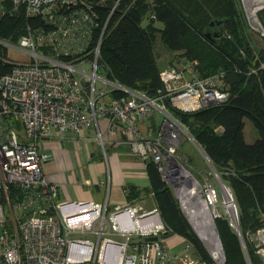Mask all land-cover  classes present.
<instances>
[{
  "label": "built area",
  "instance_id": "1",
  "mask_svg": "<svg viewBox=\"0 0 264 264\" xmlns=\"http://www.w3.org/2000/svg\"><path fill=\"white\" fill-rule=\"evenodd\" d=\"M116 4L101 25L84 0H0V21L20 9L40 22L28 23L16 41L0 37L3 60L10 64L0 75V264H205L184 238L180 252L163 243L167 231L156 207L129 203L110 209L107 193L103 201L61 199L58 183L43 171L51 158L44 146L48 137L66 130L83 137L92 128L102 155L110 137L120 133L175 192L193 188L171 168L186 131L173 109L226 101L223 74L200 76L195 60H179L160 69L152 94L112 79L101 68L99 47ZM155 116L157 124L141 130L139 124ZM195 196L219 213L213 183L205 181Z\"/></svg>",
  "mask_w": 264,
  "mask_h": 264
},
{
  "label": "trees",
  "instance_id": "2",
  "mask_svg": "<svg viewBox=\"0 0 264 264\" xmlns=\"http://www.w3.org/2000/svg\"><path fill=\"white\" fill-rule=\"evenodd\" d=\"M83 1V0H82ZM106 21L99 47L103 71L119 83L153 93L159 86L156 52L161 45L170 54V65L195 60L200 76L222 72L228 98L194 111L173 109L203 148L214 170L229 186L237 206L239 234L225 215L213 218L223 252V264H264L251 234L264 228V36L255 48L237 0H84ZM264 28V8L257 12ZM22 10L0 21V37L16 41L28 23ZM30 23V24H31ZM99 27V26H98ZM95 27L94 32L98 31ZM97 28V29H96ZM211 36H207V34ZM217 33V35H215ZM0 46V75L10 64ZM160 58V57H159ZM114 92V96L123 92ZM245 118L258 130L253 141L244 135ZM19 126V124L17 123ZM156 208L167 233L186 239L190 253L205 264H217L183 214L172 186L158 172L153 161L146 162ZM145 190V189H144ZM140 189L129 186L128 200ZM11 189L10 199H14Z\"/></svg>",
  "mask_w": 264,
  "mask_h": 264
},
{
  "label": "crops",
  "instance_id": "3",
  "mask_svg": "<svg viewBox=\"0 0 264 264\" xmlns=\"http://www.w3.org/2000/svg\"><path fill=\"white\" fill-rule=\"evenodd\" d=\"M158 120L159 117L155 116L150 122L155 126ZM147 122L139 124L141 130L150 126ZM101 123L103 125L104 120ZM249 133L246 137L245 121V139L251 142L258 136V132L251 131V128ZM122 137L120 133L110 137L113 141L106 146V156L101 154L92 128L86 130L83 137L72 130L48 137L44 146L51 158L43 165V171L50 180L58 183L60 198L103 201L107 193L110 209L123 204H138L135 199L128 200L126 192L129 186H134L140 189L137 198L144 196V189L149 187L146 164L131 152ZM88 178L102 183L88 186L84 182ZM181 238L184 237L178 234L164 239L162 236L163 243L173 251L181 248Z\"/></svg>",
  "mask_w": 264,
  "mask_h": 264
},
{
  "label": "rangeland",
  "instance_id": "4",
  "mask_svg": "<svg viewBox=\"0 0 264 264\" xmlns=\"http://www.w3.org/2000/svg\"><path fill=\"white\" fill-rule=\"evenodd\" d=\"M237 4L244 15V21L247 24V31L249 32L250 38H251L250 43L257 49L261 48L263 46L264 28L259 21L257 12L260 9L264 8V5L258 7L255 11L254 16H251L246 7L245 0H237ZM155 52H156L157 64L159 67H161L162 65L164 67V66L171 64L169 60L171 59L170 57L173 56V54H170L166 49H164V47H162L161 45H158L157 49H155ZM9 53H10V56L13 58H17V59L23 58L21 56L22 53L20 51L9 50ZM175 60L176 58L174 57L171 59V61H175ZM245 121H246V137H249V134H250L249 128H251V131L253 132H258V130L256 129V127L253 125V123L251 122L249 118H245ZM148 122L151 123L150 120H148ZM185 130L187 132L186 131L183 132L184 136L181 137L180 145L177 150V155L173 157L174 160L171 162V168L174 169L173 174L174 175L179 174V176H182L179 180L182 179L183 181L184 180L186 181L187 179H190L189 181L191 185L189 186L193 187L192 189L190 188V190L193 191V194L195 193L196 188H199V186L203 185L205 181H209L213 183V185L216 187L218 191V196H219L218 201L216 203L217 204L216 207L219 211V214L225 215L229 219V217L225 213L224 204H223V194H222V190L219 184V180L217 176L215 175L216 171L214 170L213 165L211 164L209 158L205 154L202 146L197 141H195V139L190 134L186 126H185ZM99 150L101 152L100 147H99ZM180 167L183 170H185L186 173H188L187 176H183V174H181ZM223 182L227 184L225 181ZM186 191L177 193L173 189V193L178 200L179 206L183 214L185 215V217L188 219L189 223L191 224L193 231L196 233V235H198L195 230V227L193 226V220L188 216V212H187L189 207L194 204L193 202L196 201L197 197H195V194L192 196H188V194H186ZM197 191L201 193L199 189H197ZM152 194L153 192L151 190L150 191L144 190V196L139 197V198L135 197L134 202L138 203V205H140L142 209H149V208L155 207L156 204H155V200ZM262 219H264V214H263ZM164 234L165 235H163V239L168 236L176 235L177 233H164ZM251 239H253V241H256V243L258 244V232L256 234H251ZM168 247L171 248L170 246ZM263 249H264V243L259 246V252L264 258ZM175 250H178V252H180L181 248H178ZM217 260L219 261V259L216 258L215 261Z\"/></svg>",
  "mask_w": 264,
  "mask_h": 264
},
{
  "label": "bare ground",
  "instance_id": "5",
  "mask_svg": "<svg viewBox=\"0 0 264 264\" xmlns=\"http://www.w3.org/2000/svg\"><path fill=\"white\" fill-rule=\"evenodd\" d=\"M245 2L248 12L251 16H254L255 11L258 7L264 5V0H245ZM180 169L183 176L188 175V173H186L185 170H183L181 167ZM220 187L223 194L225 213L229 217L231 224L234 225L235 212L233 209L234 202L232 201L230 195L231 190L223 181L220 182ZM186 194H188V196H192L195 193L193 194V191L188 190L186 191ZM193 203L194 204L191 205L187 211L188 216L193 220V226L195 227L197 234L200 236L206 248L214 257L221 260L220 242L218 240V236L213 224L214 215H217L219 213H214V211H212L211 208L200 199L196 198V201Z\"/></svg>",
  "mask_w": 264,
  "mask_h": 264
},
{
  "label": "water",
  "instance_id": "6",
  "mask_svg": "<svg viewBox=\"0 0 264 264\" xmlns=\"http://www.w3.org/2000/svg\"><path fill=\"white\" fill-rule=\"evenodd\" d=\"M215 35H217V33H215ZM207 36H211L209 33L207 34ZM217 176V178H218V180H219V184H220V182H222V180H221V178L218 176V174L216 175ZM186 183H187V185L189 186L190 185V181H189V179H187L186 180ZM229 188V187H228ZM230 189V188H229ZM230 195H231V198H232V201L234 202V199H233V196H232V193L230 192ZM233 209H234V212H235V221H234V225H233V227H235V229L237 230V232H238V234H239V227H238V218H237V208H236V204H235V202L233 203ZM230 221V220H229ZM231 223V222H230ZM232 225V224H231ZM198 236V235H197ZM218 236V235H217ZM199 237V239L201 240V238H200V236H198ZM148 239H156V236H150V237H148ZM218 240H219V237H218ZM201 242H202V244H203V246L206 248V246H205V244L203 243V241L201 240ZM219 242H220V240H219ZM264 243V228H262V229H260L259 231H258V244L257 245H261V244H263ZM220 248H221V260H217V263L218 264H223V260H224V258H223V252H222V247H221V244H220ZM207 249V248H206ZM207 251L209 252V254H210V251L207 249ZM211 256H212V258L214 259V260H216V257H214L212 254H210Z\"/></svg>",
  "mask_w": 264,
  "mask_h": 264
}]
</instances>
